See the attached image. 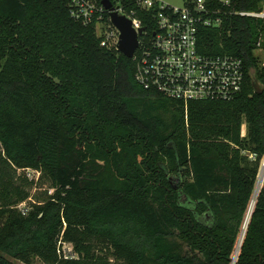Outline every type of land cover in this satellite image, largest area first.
<instances>
[{
  "label": "trees",
  "instance_id": "trees-1",
  "mask_svg": "<svg viewBox=\"0 0 264 264\" xmlns=\"http://www.w3.org/2000/svg\"><path fill=\"white\" fill-rule=\"evenodd\" d=\"M112 1L155 26L140 0ZM262 3L210 2L222 21L199 27L200 50L243 58L246 82L186 107L140 85L70 0H0V264H264V186L245 232L264 158V19L239 14ZM25 168L54 189L27 214Z\"/></svg>",
  "mask_w": 264,
  "mask_h": 264
},
{
  "label": "built area",
  "instance_id": "built-area-1",
  "mask_svg": "<svg viewBox=\"0 0 264 264\" xmlns=\"http://www.w3.org/2000/svg\"><path fill=\"white\" fill-rule=\"evenodd\" d=\"M211 1L186 0L177 6L165 0H140V7L152 12L155 22V26L149 31L146 29L140 37L133 57L137 63L136 79L145 89L156 90L183 102L186 107L194 100L230 101L243 92L246 82L243 58L229 54L208 55L200 50L199 27L218 26L222 21L219 10L210 5ZM70 5L76 19L85 25L95 24L103 47L118 49L120 31L113 25L110 11L102 0H70ZM113 6L115 11L127 14L136 29L144 27L135 11L125 12L119 2ZM239 14L264 19V0L260 11H240ZM26 169L31 168L19 169V173ZM25 202L18 204L23 214L28 213Z\"/></svg>",
  "mask_w": 264,
  "mask_h": 264
},
{
  "label": "water",
  "instance_id": "water-1",
  "mask_svg": "<svg viewBox=\"0 0 264 264\" xmlns=\"http://www.w3.org/2000/svg\"><path fill=\"white\" fill-rule=\"evenodd\" d=\"M105 8L110 11V17L113 25L120 31V39L118 42V50L129 58H133L136 50L140 45V37L145 33L146 27L136 29L132 19L125 13L115 11L112 0H102ZM262 90H260L261 92ZM257 189V187H256ZM252 213V212H251ZM251 214L247 221L246 229L250 220ZM245 229V232H246ZM238 258V255H237ZM237 260L235 261V264Z\"/></svg>",
  "mask_w": 264,
  "mask_h": 264
},
{
  "label": "rangeland",
  "instance_id": "rangeland-1",
  "mask_svg": "<svg viewBox=\"0 0 264 264\" xmlns=\"http://www.w3.org/2000/svg\"><path fill=\"white\" fill-rule=\"evenodd\" d=\"M166 1L173 4V5H177V6H181L184 4V0H166ZM222 1H229V0H222ZM257 52H259L260 55H262L264 57V50L263 49H258ZM244 132H245V134L247 132L246 126L244 127ZM1 151H2V147L0 145V153H1ZM22 173L24 174V176H26L29 179V181L32 182V189L30 190L31 191L30 197L28 198V200L24 204V207H26L27 210L30 211L33 204H40L41 203V201H40L41 199L38 198L39 195L46 192L48 189H49V194H51L54 191V189L49 187V183L43 184V180H40L38 178L39 172L37 170L26 169V170H22ZM259 178H260V174L258 176V181H259ZM258 181H257V184H258ZM63 253L65 255H75L73 244L72 243H64ZM12 260L17 264H25L24 262L19 261L17 259H12ZM34 264H44V263L41 260H37Z\"/></svg>",
  "mask_w": 264,
  "mask_h": 264
},
{
  "label": "bare ground",
  "instance_id": "bare-ground-1",
  "mask_svg": "<svg viewBox=\"0 0 264 264\" xmlns=\"http://www.w3.org/2000/svg\"><path fill=\"white\" fill-rule=\"evenodd\" d=\"M263 183H264V160H263V163H262L260 178H259V181H258V184H257V189H256V193H255V200H254V202L252 204V207H251V211L249 213V216H250V214H251V212H252V210L254 208V205H255V202H256V197H257L259 191L261 190V187H262ZM249 216H248V219H249ZM248 219H247V221H248ZM237 255H238V253H237ZM237 255H236L235 259H234L233 264H235V261L237 260Z\"/></svg>",
  "mask_w": 264,
  "mask_h": 264
},
{
  "label": "crops",
  "instance_id": "crops-1",
  "mask_svg": "<svg viewBox=\"0 0 264 264\" xmlns=\"http://www.w3.org/2000/svg\"><path fill=\"white\" fill-rule=\"evenodd\" d=\"M166 1V0H165ZM186 2V0H184V3Z\"/></svg>",
  "mask_w": 264,
  "mask_h": 264
}]
</instances>
